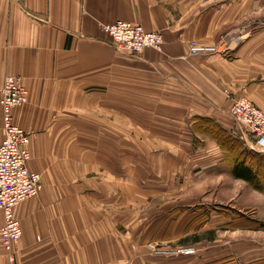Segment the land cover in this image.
Wrapping results in <instances>:
<instances>
[{
    "label": "crops",
    "instance_id": "crops-1",
    "mask_svg": "<svg viewBox=\"0 0 264 264\" xmlns=\"http://www.w3.org/2000/svg\"><path fill=\"white\" fill-rule=\"evenodd\" d=\"M116 21L160 32L162 51L118 52L98 25ZM7 75L27 89L13 118L42 189L14 207L22 234L13 262L0 239V264H264V150L229 113L239 96L264 112V0H0V88Z\"/></svg>",
    "mask_w": 264,
    "mask_h": 264
},
{
    "label": "built area",
    "instance_id": "built-area-1",
    "mask_svg": "<svg viewBox=\"0 0 264 264\" xmlns=\"http://www.w3.org/2000/svg\"><path fill=\"white\" fill-rule=\"evenodd\" d=\"M108 43L122 53L136 55L146 48L162 51L163 37L160 32L147 31L141 25L128 21L99 23ZM190 54L220 52L222 45L202 44L191 40L187 44ZM27 89L15 75L4 77L0 88V110L3 137L0 143V211L3 223L0 239L8 261L13 262V248L20 239L22 229L14 215V207L28 198L37 197L42 189L41 176L30 171L29 143L31 132L15 124L13 110L27 102ZM229 113L240 135L258 150H264V112L244 96L232 100ZM193 247L159 250L160 254L194 253Z\"/></svg>",
    "mask_w": 264,
    "mask_h": 264
},
{
    "label": "rangeland",
    "instance_id": "rangeland-1",
    "mask_svg": "<svg viewBox=\"0 0 264 264\" xmlns=\"http://www.w3.org/2000/svg\"><path fill=\"white\" fill-rule=\"evenodd\" d=\"M190 54V53H189ZM223 92L225 93V94H229V91L225 88V89H223ZM79 120H81V123L83 124V125H86V124H88L87 123V121H89V119L87 118V117H81V119H79ZM120 134V133H119ZM79 134H75V136H78ZM142 135V134H141ZM139 135L137 134V133H135V132H133V133H129V138H130V142H134V144L136 143L137 144V137H138ZM148 136H153V134L151 133V134H148ZM198 136H200L199 134H198ZM74 137V133H69V132H66L65 133V135L61 138V140L62 141H69L70 139H72ZM80 137H81V140L82 141H86V142H88V141H90L91 140V134L90 133H87V132H82L81 134H80ZM147 136H145V138H146ZM150 137V138H151ZM143 137L141 136V139H142ZM75 140H77V138L75 137L74 138ZM198 140H199V138H198ZM195 144V143H194ZM88 150H81V152L82 153H84V152H87ZM137 151V153H138V150L136 149V150H134V149H131L130 148V152H129V155H130V164H129V176H137V175H144V173H145V170L146 169H148L149 167H148V163L145 161L144 162V160H143V158L142 157H140V155H138V154H136L135 152ZM118 166H119V164L118 165H116V167H117V170L119 169L118 168ZM115 171V170H114ZM146 172H147V170H146ZM147 175H150V176H157L156 174H154V172L153 171H151V173H147V174H145V176H147ZM161 179H162V177H161ZM145 183L143 182V181H141V185H142V187H143V185H144ZM242 182H241V186H242ZM135 187V186H134ZM134 187H129L130 188V194H133V195H137V196H141V193H143L142 191H138V189L136 190ZM140 188V187H139ZM143 189H145L144 187H143ZM141 190V189H140ZM132 198H134L135 199V197L134 196H131V198H128L129 199V202H128V204H131V201H132ZM139 199V198H138ZM115 203V202H114ZM120 201L118 202H116L115 204H116V206H118V205H120ZM245 234V233H244ZM247 234V233H246ZM142 248L144 247V252L145 253H147V254H159L158 253V251L159 250H164V249H172L173 247H169V245L168 244H162V243H154V242H152V243H147V244H145V245H143V246H141Z\"/></svg>",
    "mask_w": 264,
    "mask_h": 264
},
{
    "label": "trees",
    "instance_id": "trees-1",
    "mask_svg": "<svg viewBox=\"0 0 264 264\" xmlns=\"http://www.w3.org/2000/svg\"><path fill=\"white\" fill-rule=\"evenodd\" d=\"M234 174L235 176L241 177L245 180L251 179L252 176L250 171L243 164H239L237 167H235ZM258 225L264 227V223L257 224V226Z\"/></svg>",
    "mask_w": 264,
    "mask_h": 264
}]
</instances>
